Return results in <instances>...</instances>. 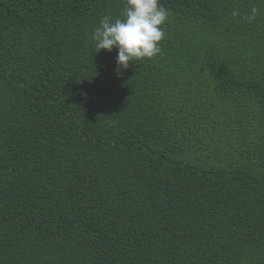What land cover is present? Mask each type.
<instances>
[{
	"label": "trees",
	"instance_id": "obj_1",
	"mask_svg": "<svg viewBox=\"0 0 264 264\" xmlns=\"http://www.w3.org/2000/svg\"><path fill=\"white\" fill-rule=\"evenodd\" d=\"M160 3L117 76L124 0H0V264H264V0Z\"/></svg>",
	"mask_w": 264,
	"mask_h": 264
},
{
	"label": "clouds",
	"instance_id": "obj_2",
	"mask_svg": "<svg viewBox=\"0 0 264 264\" xmlns=\"http://www.w3.org/2000/svg\"><path fill=\"white\" fill-rule=\"evenodd\" d=\"M252 12L251 17H246L249 22L255 18L256 9ZM121 17L105 14L90 37L95 54L117 50V76L133 61L150 60L161 53L169 12L160 0H124Z\"/></svg>",
	"mask_w": 264,
	"mask_h": 264
}]
</instances>
